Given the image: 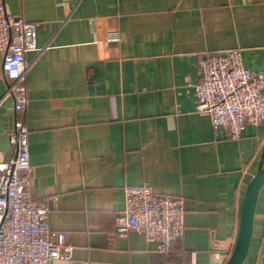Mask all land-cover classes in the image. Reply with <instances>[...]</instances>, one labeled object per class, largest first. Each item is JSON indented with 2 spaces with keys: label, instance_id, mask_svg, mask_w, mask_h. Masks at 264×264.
Here are the masks:
<instances>
[{
  "label": "crops",
  "instance_id": "obj_1",
  "mask_svg": "<svg viewBox=\"0 0 264 264\" xmlns=\"http://www.w3.org/2000/svg\"><path fill=\"white\" fill-rule=\"evenodd\" d=\"M35 21L26 111L32 195L50 229L73 245L48 264H223L245 187L264 147V121L238 139L194 110L205 51L241 48L264 73V0H4ZM120 34L118 48L103 41ZM0 52V160L9 150L13 97ZM264 163V155H263ZM181 196L184 235L169 251L141 231H114L125 184ZM241 264H264V183Z\"/></svg>",
  "mask_w": 264,
  "mask_h": 264
},
{
  "label": "built area",
  "instance_id": "obj_2",
  "mask_svg": "<svg viewBox=\"0 0 264 264\" xmlns=\"http://www.w3.org/2000/svg\"><path fill=\"white\" fill-rule=\"evenodd\" d=\"M65 1V0H64ZM35 21L12 15L0 0L1 67L5 92L13 97V119L8 130L9 150L0 160V264H48L49 259L72 260L73 245L63 231L52 230L48 209L32 195V165L29 161L26 111V52L37 51ZM103 41L118 48L120 34L108 30ZM199 76L193 83L194 110L205 112L214 131L222 127L230 139H238L246 123L264 121V73L243 64L241 48L224 53L205 51L197 61ZM184 201L181 196L156 193L147 183L123 186V207L115 216L119 237L141 231L167 252L184 235ZM85 264H91L84 261Z\"/></svg>",
  "mask_w": 264,
  "mask_h": 264
},
{
  "label": "water",
  "instance_id": "obj_3",
  "mask_svg": "<svg viewBox=\"0 0 264 264\" xmlns=\"http://www.w3.org/2000/svg\"><path fill=\"white\" fill-rule=\"evenodd\" d=\"M263 155L264 147L257 168L245 187L241 202L237 234L233 247L223 264H241L247 252L252 231L254 207L259 189L264 183Z\"/></svg>",
  "mask_w": 264,
  "mask_h": 264
}]
</instances>
